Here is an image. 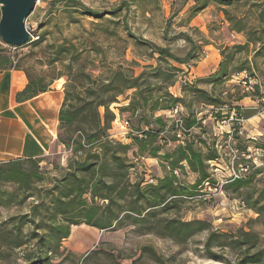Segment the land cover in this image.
I'll use <instances>...</instances> for the list:
<instances>
[{"label":"trees","instance_id":"16d2710c","mask_svg":"<svg viewBox=\"0 0 264 264\" xmlns=\"http://www.w3.org/2000/svg\"><path fill=\"white\" fill-rule=\"evenodd\" d=\"M239 1L195 0V7L190 9V15L195 16L207 4L222 8L224 16L231 23V30L238 34L244 33L246 37L244 45H235L232 50L247 51L251 45L254 47L253 57L264 56V8L257 13L258 26L257 30L253 31L251 27L243 24V21L229 17L225 10ZM66 2L91 18L103 17L101 13L91 11L74 0ZM127 6L123 4V7ZM126 34L136 44L150 48L159 59L187 64L189 60L195 59L198 53L196 52L198 47L188 36H184V39L191 44V50L183 59H179L167 49L138 39L127 28ZM28 43L14 48L26 46ZM40 44L39 41L32 42L33 47ZM67 56L68 79L58 112L56 141L64 151L69 152V162L64 175L59 179H53L51 188L40 190L35 185L43 182V175L38 169L43 157L0 162V185L9 184L13 187L11 193H5L0 189V208L22 206L27 200L34 199L27 214L9 217L0 223V257L5 252L10 260L14 252L24 248L26 250L23 256L24 264H50L52 260L64 254L62 243L70 237L72 227L79 225L102 231L130 220L134 225L147 223L150 226L149 232L160 233L165 238L181 243L195 234L209 231V225L205 222L184 223L176 219H157L155 211L156 208L166 211L187 198L203 195L201 190L204 183L218 188L211 180L209 172L211 169L209 162L220 161V153L216 150L218 139L206 132L204 120L198 119V113L191 110L192 102L196 101L211 110V115L217 121L223 120L230 113L245 120L249 117L244 115L240 107L228 106L195 86L189 89L193 98L188 104L183 103L166 89L174 85V81L171 80L174 78L175 68L158 67L153 69L152 73L142 71L138 76H134L131 71L130 74H126L117 69L109 71L106 78L94 76L85 71L84 65H79L82 55L77 53L73 45L70 48L53 47L48 65L62 64ZM230 61L231 57H227L226 65L220 66L219 73L212 75L204 83L211 86L222 84L230 77L244 72L246 78L242 82L248 85V82L252 81V91H259L262 85L258 77L253 73L248 75L246 71L251 72L252 69L240 67L229 70ZM10 70L22 71L27 78L26 87L16 94L17 103L26 102L51 91L49 88L53 79L45 82V77L31 76L0 48V73ZM151 77L161 78V82H165L166 86L163 88L158 84H151L149 82ZM150 87L155 88L156 96L152 94L153 91L148 93ZM129 90H134L129 103L118 110L121 113L120 117L123 112H129L131 118L137 119L132 125L136 128L137 134L126 136V140H131V143L123 144L112 138V124L116 120V115L110 111V106L118 103V98ZM181 103L185 104V109L188 110V113L184 111L183 117L185 129L191 130L183 145L176 144L174 124L166 117L158 116V112L169 111ZM146 108L149 109L146 111ZM138 110H141V114H136ZM234 129L232 137L237 151L248 155L251 142L241 141L237 127ZM163 143H172L174 146L170 151L162 152ZM133 148H136L135 159L159 158L164 176L156 179L154 184L145 183L143 180L130 183V171L134 165L130 163L128 153ZM249 162L241 159L238 165L247 168L246 173L239 179L228 180L221 187L222 190L237 193L249 187L255 176L261 173L260 169L251 166ZM178 170H187L194 174L196 181L193 185L183 184L175 174V172L178 174ZM254 193H247L245 202L248 207L254 208L261 218L264 216V190L255 193L256 199L252 200ZM26 226L27 232L24 229ZM258 242L257 235L252 233L239 231L238 235H231L210 232L204 242V248L212 259L223 264H264V249L257 250ZM213 249L232 253L234 260L229 261L213 255L210 253ZM69 256L67 253L66 259H69ZM12 262L15 263V260Z\"/></svg>","mask_w":264,"mask_h":264},{"label":"rangeland","instance_id":"374dc122","mask_svg":"<svg viewBox=\"0 0 264 264\" xmlns=\"http://www.w3.org/2000/svg\"><path fill=\"white\" fill-rule=\"evenodd\" d=\"M85 8L101 13V19L91 18L73 8L66 0H37L33 12L27 17L25 26L30 33V40L26 46L14 48L2 43L0 48L6 55L12 57L33 77H45V82L51 80L50 90H59L64 93L67 83L68 56L62 64L48 65L49 55L54 47H75L78 54L82 55L80 64L86 67L85 71L94 76L106 78L109 71L121 69L126 74L130 71L138 76L142 71L152 73L155 68H175L172 87L167 91L173 93L183 103L188 104L193 98L190 88L195 86L210 93L214 98L242 109L244 115L249 117L244 120L240 129L241 141H250L247 154L236 153V143L228 139L235 126L232 122L221 124L213 118L212 111L203 107L196 101L192 102L191 110L198 113L197 118L203 119L206 132L210 135L227 137V144L222 153V163L210 169L211 180L218 188L210 184H203L201 196L187 198L174 208L162 211L156 208L157 219H176L184 223L194 221L205 222L209 231L195 234L181 243L171 238L149 232L150 226L145 223L134 225L127 221L120 226L113 225L108 230H98L85 225L72 227L70 237L62 243L64 254L55 258L50 264H223L212 259L204 248V242L210 232L229 233L238 235L239 231L252 233L258 237L257 250L264 249V216L254 208L247 206L245 196L247 193H257L264 190V56L253 57V46L249 45L247 51L236 52L232 50L235 45H244V33H235L231 23L227 21L222 8L213 4L201 10L195 16L190 15V9L195 7V0H74ZM127 4V7H123ZM264 8V0H240L238 4L226 7L229 17L241 20L243 24L257 30L256 16ZM116 13V15H115ZM126 28L138 39L148 41L157 47L167 49L179 59H183L191 50L184 36L190 37L192 43L198 48L195 59L187 64H178L171 60L159 59L148 47L140 46L126 34ZM165 30V31H164ZM41 42L40 46L33 47L32 42ZM223 53V55H221ZM231 57L230 69L245 67L248 73L255 74L260 84L259 91H252L249 85L242 81L246 73L232 76L222 84L214 86L204 83L212 75L219 73L220 66L226 65V58ZM249 75V74H248ZM186 78L189 85H179L178 79ZM161 78H150L153 85L158 84L163 88L165 82ZM176 86V90L172 89ZM156 96L155 88L150 87ZM134 90H129L118 98V103L110 106V111L116 115L121 114L119 108L129 103ZM146 95H148L146 93ZM262 100L258 103V100ZM151 104V102H148ZM180 106L185 111V104ZM149 108H146V111ZM195 112V113H196ZM188 113V112H187ZM136 114H141L138 110ZM165 117L163 112H158ZM120 116V115H119ZM130 127L135 124L134 117L129 112H123ZM118 123H113V139L123 144H130L126 140ZM248 137V138H246ZM254 140H251V138ZM168 138V137H167ZM223 143L224 140L221 139ZM174 144H162V152L170 151ZM255 147H260L256 149ZM262 147V148H261ZM232 150L234 152H232ZM136 148L128 153L129 161L134 165L130 171V183L143 180L145 183L154 184V181L164 176L159 158H136ZM240 155V158L237 157ZM70 154L58 145L52 152H48L39 163V171L43 175V182L35 187L49 189L53 179H59L65 173ZM227 157V158H226ZM234 157L236 159L233 161ZM250 161L251 166L260 169L248 188L239 192L224 191L222 186L232 177V166L235 174L241 159ZM232 163V166L230 165ZM255 164V165H254ZM240 171V170H239ZM241 173V172H239ZM180 181L191 186L196 181V176L187 170H178ZM151 182V183H150ZM0 189L5 193L13 192L9 184H1ZM253 194L252 200L256 199ZM27 200L22 206L10 209L0 208V223L9 217L22 216L29 212L30 203ZM25 231H28L26 226ZM6 249V248H5ZM26 250H17L10 260L4 252L0 257V264H24L23 256ZM209 252V251H208ZM69 253V259L66 255ZM213 255L223 257L229 261L234 260V255L227 251L213 249ZM15 260V263L12 262Z\"/></svg>","mask_w":264,"mask_h":264},{"label":"crops","instance_id":"0c3cea01","mask_svg":"<svg viewBox=\"0 0 264 264\" xmlns=\"http://www.w3.org/2000/svg\"><path fill=\"white\" fill-rule=\"evenodd\" d=\"M26 85L27 78L22 71L0 73V162L41 158L58 147L56 140L62 91H47L17 103L16 94ZM172 89L176 90V86Z\"/></svg>","mask_w":264,"mask_h":264},{"label":"built area","instance_id":"2783aa9c","mask_svg":"<svg viewBox=\"0 0 264 264\" xmlns=\"http://www.w3.org/2000/svg\"><path fill=\"white\" fill-rule=\"evenodd\" d=\"M189 83H190L189 80L186 79V78L178 79V84L181 85V86L189 85ZM252 84H253L252 81L248 82V85H249L248 87H249L250 90H252V88H251ZM171 94L175 97V95L173 93H171ZM261 101L262 100H259L258 103H261ZM163 114L165 115L166 119L170 123L174 124V126L176 128L175 135H174L175 138H176V144L183 145L184 141L189 137V134L191 133V130H186L185 126H184V118H183L184 117V110L182 109L180 104H177L173 108H171L169 111L163 112ZM263 114H264L263 112L259 113L260 116H262ZM158 116H160V114H158ZM244 120L245 119H243L241 117L238 118L237 116H235L234 113H230L229 116L224 117L223 120L218 121V122H220L221 124L231 123L232 122L235 125L234 127H237L238 135H239L240 129H241V127L244 124ZM114 122L119 124L118 125L119 129L124 130V131H122L123 136L137 134L135 131H133L131 129L128 121L125 118L120 117L119 115H116V120ZM234 127H233V129H234ZM234 131H235V129H234ZM234 131H233V133H234ZM233 133L229 137L228 136L219 137V136L214 135L218 139L217 140V144H216V150L218 151V153H220V161H218V162H209L210 168H212V167L215 168V166H218L219 164L222 163V160H223L222 153L224 151L223 149L226 148V146H224L223 144H227L228 143L227 137H228V139H230V138L233 139V137H232ZM112 138H113V136H112ZM221 139L224 140L223 143L221 142ZM234 142H235V140H234ZM235 149H236V147H235ZM235 151H236V153L239 154L237 149ZM232 152H234V151L232 150ZM238 156H240V155H237V157ZM247 157H248V155H247ZM235 159H236V157H234L233 161ZM230 165L232 166V163ZM237 167L238 168H236V170H237L238 174H235V172L233 170V166L231 167L232 168V177H230L228 180L239 179L246 173L247 168H245L242 165H237ZM239 172H241V173H239ZM175 174L178 175L177 172H175ZM206 184H208V183H206Z\"/></svg>","mask_w":264,"mask_h":264},{"label":"water","instance_id":"95a60500","mask_svg":"<svg viewBox=\"0 0 264 264\" xmlns=\"http://www.w3.org/2000/svg\"><path fill=\"white\" fill-rule=\"evenodd\" d=\"M37 0H0V39L7 46L18 47L30 40L25 21Z\"/></svg>","mask_w":264,"mask_h":264}]
</instances>
